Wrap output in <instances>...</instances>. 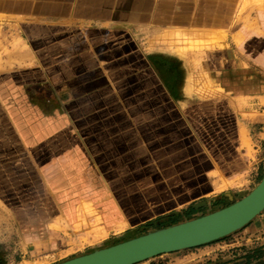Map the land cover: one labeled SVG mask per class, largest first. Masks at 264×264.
I'll return each instance as SVG.
<instances>
[{
    "label": "crops",
    "instance_id": "obj_1",
    "mask_svg": "<svg viewBox=\"0 0 264 264\" xmlns=\"http://www.w3.org/2000/svg\"><path fill=\"white\" fill-rule=\"evenodd\" d=\"M244 2L0 0V264H60L258 186L264 8L242 15ZM198 31L225 40L192 54L167 45ZM81 218L90 244L67 258L81 251ZM214 251L155 259L191 264Z\"/></svg>",
    "mask_w": 264,
    "mask_h": 264
},
{
    "label": "water",
    "instance_id": "obj_2",
    "mask_svg": "<svg viewBox=\"0 0 264 264\" xmlns=\"http://www.w3.org/2000/svg\"><path fill=\"white\" fill-rule=\"evenodd\" d=\"M263 213L264 174L251 193L228 207L60 264H141L228 238L245 229Z\"/></svg>",
    "mask_w": 264,
    "mask_h": 264
},
{
    "label": "rangeland",
    "instance_id": "obj_3",
    "mask_svg": "<svg viewBox=\"0 0 264 264\" xmlns=\"http://www.w3.org/2000/svg\"><path fill=\"white\" fill-rule=\"evenodd\" d=\"M244 3L245 4L242 8V15L245 12H248V14H250L252 12H256L261 8H264V0H245ZM191 34L193 35V37H191L192 39H188V40L186 39L183 40L184 41L183 42L171 38L172 40H167V45L169 46L171 51L175 50L176 52L179 53L180 52L183 53L184 51L185 52L189 51V54H192V51L190 50H194V52H203L202 49H214L218 43H220L221 41L223 42L225 40V36H226L222 33L218 34L220 35L218 36L216 34H211L205 31H198ZM5 42H6V38L4 37V35L0 34V62L1 59L6 57V54H8L9 52V50L4 47ZM175 46L177 47V49L175 48ZM0 68H3L1 64H0ZM249 191L247 190L245 192H242L240 195H238L237 198H232V200L229 202L215 205L212 208V211L221 210L228 203L235 202L236 199H239L240 197L247 195ZM11 211L15 213L17 217H19V215L21 216L22 212L24 214L25 213L28 214L31 212V210H11ZM90 211L91 210L88 209L84 213H88ZM8 212L10 211L8 210ZM91 218H93V216H91ZM82 221L85 223L86 219L81 218V224L76 227L77 228L76 232L81 237L80 240L81 251L80 250L78 251V248L72 246V248L65 255V257L67 258L74 255L82 254V243L90 244L89 239L82 240ZM12 227L13 225L10 223V217L8 216L7 236L10 235ZM94 227L97 228V225H95ZM126 238L128 237L122 238L118 241H111L109 243H104L101 245V247L106 248L111 244L123 241ZM93 248L94 247L86 249L85 251L83 250V252H90L93 250ZM199 250L200 251L215 250V251L209 253V255H207L204 259H198L196 263H191V264H231L236 262H237L236 264H264V213L260 217H258L255 221H253L249 226H247L245 229L237 232L236 234H233L228 238L223 239L222 241L220 240L218 242L200 247ZM57 261L58 259L56 258L41 257L38 258V260H36L34 264H52ZM164 261L163 259H158V260L152 259L141 264H164L165 263Z\"/></svg>",
    "mask_w": 264,
    "mask_h": 264
},
{
    "label": "bare ground",
    "instance_id": "obj_4",
    "mask_svg": "<svg viewBox=\"0 0 264 264\" xmlns=\"http://www.w3.org/2000/svg\"><path fill=\"white\" fill-rule=\"evenodd\" d=\"M173 35V34H172ZM177 35V34H176ZM174 37H172L173 39H176L178 41H183V40H188V39H192L191 37H193V35L191 33H180L178 36L173 35ZM184 42V41H183Z\"/></svg>",
    "mask_w": 264,
    "mask_h": 264
},
{
    "label": "trees",
    "instance_id": "obj_5",
    "mask_svg": "<svg viewBox=\"0 0 264 264\" xmlns=\"http://www.w3.org/2000/svg\"><path fill=\"white\" fill-rule=\"evenodd\" d=\"M230 206V205H229ZM228 207V206H227ZM222 241V240H221Z\"/></svg>",
    "mask_w": 264,
    "mask_h": 264
}]
</instances>
